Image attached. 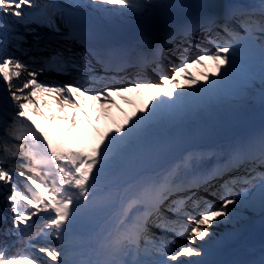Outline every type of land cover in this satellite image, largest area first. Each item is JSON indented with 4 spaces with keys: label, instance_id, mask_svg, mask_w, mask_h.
<instances>
[{
    "label": "snow or ice",
    "instance_id": "snow-or-ice-1",
    "mask_svg": "<svg viewBox=\"0 0 264 264\" xmlns=\"http://www.w3.org/2000/svg\"><path fill=\"white\" fill-rule=\"evenodd\" d=\"M93 3L133 10L143 7L138 0H93ZM57 8L55 3L41 4L37 0H0V79L7 91V96L0 102V131L3 132L0 135V186L9 188L6 200L13 214L15 231H28L42 219L43 226L29 236V242L40 237L62 242L60 247L51 243L31 244L35 255L21 251L9 254L8 246L0 245V264H207L199 258L205 254L202 245L209 243L214 235L211 228L231 223L236 216V206L251 196V189L257 185L260 206L264 210V171H256L257 168L264 169V132L253 141L234 148L230 155V161L237 165H250L243 179L249 188L232 196L234 184L225 181L221 186L225 195L218 204L181 195L191 193L201 181H208L204 176L182 178L179 167L140 176L106 190L99 182L109 161L146 131L161 113L176 109L190 97L212 92L229 78L236 70L235 53L242 39L254 46L258 43L264 58V0L236 4L229 9L227 16L243 30L244 37L226 22L223 30L230 39L217 41L211 51L182 58L179 64L173 65L171 76L160 75L161 82L138 77L131 84L101 89L87 88L79 83L53 85L40 82L35 69L29 71L28 65L6 52L7 17L26 27L31 22H38L59 31L54 19ZM14 39L20 41L23 37ZM93 54L105 62L114 55L108 51ZM158 54L159 49H153L140 59H150L154 63ZM205 60L214 62L213 72H203L199 79L188 72L190 64L202 65ZM47 67L63 72L77 64L74 55L66 57L57 53L47 62ZM44 70L41 67L40 71ZM25 72L27 77L23 84L15 83L14 78L19 80ZM181 80L187 83H180ZM144 90H152L153 94L143 107L137 108L114 128L104 131L89 150L64 147L28 113L30 107L39 108L34 99L38 91L56 93L60 111L67 106L83 111L81 98H85L99 102L107 114L105 105H115V95ZM261 101L264 103V88ZM13 160L21 161V170L5 166ZM17 177L23 178V188L17 183ZM90 207H112L113 211L107 219L109 226L104 230L103 238L96 244V258L91 255L77 258L82 254L73 250L70 237L81 210ZM189 207L195 214L188 210ZM169 214L175 218H169ZM152 226L177 239L150 237ZM248 264H264V254Z\"/></svg>",
    "mask_w": 264,
    "mask_h": 264
},
{
    "label": "rangeland",
    "instance_id": "rangeland-1",
    "mask_svg": "<svg viewBox=\"0 0 264 264\" xmlns=\"http://www.w3.org/2000/svg\"><path fill=\"white\" fill-rule=\"evenodd\" d=\"M67 1L75 4L78 8H85L94 13L98 21L103 24L105 30L113 28L112 31L115 32V41H124L125 44H129L128 60L131 62V65L137 64V67L128 69L122 74L117 75L113 80H103L102 82L96 80L87 81L86 76L88 75L91 65L88 63L84 64L77 60H75L77 67L67 68L63 72L49 70L47 62L57 53L63 52L59 46L60 42L57 44V41L55 40L56 45L53 44L55 48L52 47L51 43H48L49 39L54 37V34L59 31L38 22H31L26 27L23 24L19 25L15 23L13 19L8 20L9 30L6 33V52L9 55L19 58L22 62L28 65L29 71L35 69L38 73L37 76H42V79L53 85H61L63 84L62 82L69 81L68 79L72 76L82 78L81 80L84 82L80 83L87 88L93 89H101L105 86H124L134 83L138 77H143L154 82H161L160 75L167 74L171 76L173 74V65L179 64L182 58H190L201 51H211L214 49L217 41L230 39L227 33L223 30V25L226 22L229 27L235 28L239 34L240 32L241 34L243 33V30L236 25L235 21L227 16L229 9L233 5L238 4L236 2L221 3L219 1L217 2V0H203L201 9H194V11L192 9H186V12H188H185L186 16H183L182 14L184 12L181 11L185 9V6H183L182 3L184 0H179V2L181 1L182 6L178 4V0H138V2L143 5L139 10L120 8L119 6L112 5H97L93 3V0ZM37 2L47 4L44 0H37ZM171 5L173 6L172 8ZM165 7L170 8V10L176 8L177 11L175 10L165 14L162 12ZM179 13L182 17L179 16L180 18H176ZM130 16L134 18V21L130 19ZM60 17L61 14L56 12L54 19L56 27L59 30L61 28ZM123 19H129L130 21L139 23L134 28L130 29V26L122 24ZM196 31H198L199 39L202 41L201 45L198 43V38H195L196 36L193 38L190 37V34ZM124 35L127 37L122 38ZM20 36L23 37V40L18 41L14 39V37ZM145 37L153 39V45H151L150 48L138 43ZM132 43L136 44L133 46ZM157 48L159 49V54L154 63L150 59L147 61H142L140 59L143 54H147L151 50ZM63 55L66 57L68 56L65 52ZM235 55L237 57V66L236 70L230 76L231 79L228 80L231 83L226 81L225 85L222 84L217 86L212 92L190 97L181 104L182 109L185 110L184 112L189 113L190 111H193V114L196 113V118L193 119V123H190L193 114L188 115V118L186 119H189V121L186 124H182V120L179 119L177 122L180 124V129L176 128L174 130V134L176 135L174 136V139L171 141L170 138L168 139L164 136V142L168 141L169 144L165 147L166 151H164V148L155 158V166L149 167L148 169L139 168V173L144 170L152 171L147 172L146 174L142 173V175L145 176L166 170L170 167H179L180 176L182 178H188L189 176L201 174L204 171H210V174H212L211 177L215 176L216 178L209 180L208 184L204 183L202 186L203 189L201 188L202 190L197 187L192 189L191 193H181V195H192L193 199L206 201L210 204L220 203L224 193L221 186L225 181L236 183L231 194L232 196L240 195V189L249 188V185L243 183V179L248 173L250 165H237L230 161V158L229 160H223L225 150L220 144L195 146L187 150L179 159L175 160V157L184 146V140L191 137L196 138V136L201 134V137L205 138L203 135L204 133L210 132L212 128L220 124L221 119L219 115L222 116V118L225 117L224 112L220 114V111H228V109L241 103L240 100H232L227 94L228 89L225 87L230 88V90L238 88L239 86H237V83L241 81L242 76L245 77V75L251 71L256 78V83L253 87H249V89L253 90L259 88L258 82L262 75L261 73L259 74V72L263 68L260 48L251 50V44L246 39H242L237 47ZM41 67H44L45 70L40 71ZM213 71L214 62L211 60H205L202 65L190 64L188 68V72L198 79L203 72ZM26 77L27 72L24 73V76L20 78L18 83L22 85ZM180 83L186 84L187 81L181 80ZM1 84L2 83L0 82V85ZM0 93L4 94V100L7 96L6 88L1 89ZM48 93L49 92L38 91L37 95H55L51 93L48 95ZM152 94V90H144L140 92L132 91L115 95V105L110 103L105 105L107 114L101 109L99 102L85 98H81V100L83 104L86 105L88 109L87 112L70 106L65 107L64 111H60L56 96L52 98V100L47 101L46 105L45 103L43 105V102L39 101V108L30 107L28 113L42 128L44 127L46 117H55L58 122L62 124V132L68 134H59V138L55 137L58 142H61L62 139L67 145V148H83L89 150L94 145L93 143H96L99 140L100 135L104 131L108 128H114L117 123L123 122L127 116L131 115L137 108L143 107ZM34 99L36 101L37 96ZM189 103H191L192 108L188 106ZM73 113H75V116H73ZM85 113L87 115H85ZM173 113L174 110H170L168 113H161L155 122H153L152 125L140 135H156L163 124L164 129L167 128L169 131V129L173 127L169 122L171 123L175 121L176 115ZM170 114L173 116H170L168 122L166 116ZM210 116L213 117L211 123L207 122L210 121ZM239 117L242 118L243 113H241ZM95 118H98L102 130L94 126L92 121ZM73 120H75V127H73ZM40 122L43 123L40 125ZM261 132H264V127L256 129L247 141H253L259 137ZM0 135H3L2 131H0ZM151 143L153 144L150 145L151 148L155 146L158 147L161 144V140L158 141L155 139L154 141H151ZM178 145H180L179 148H177ZM132 151L133 150H130V153ZM141 154L142 152L140 150L136 151L135 149L132 153V158L131 155L129 156L131 160L138 162L136 156ZM118 155L120 157L117 166L123 162L125 176L123 173L118 179H116L113 186H121L126 181L127 176L132 177L131 171H126L127 161L125 159H123V161L121 160L125 155L122 151ZM228 162L230 169L226 172L227 176L223 177L222 173H217V171L222 169ZM20 164V160H13L5 166H10L12 168L15 167L16 169L21 170ZM162 166H164V168L157 170L158 167L160 168ZM117 170L118 172L122 171L121 169ZM256 171H264V169L257 168ZM104 175L105 174L102 173L101 176ZM105 180L106 179H103V181ZM236 181H239V183ZM251 191L252 195L242 204L236 206V216L231 222L233 226L227 227L226 223H221L219 225L220 232L218 233V237H222L223 234H242L247 235V238H250L248 249H246L242 255L238 256V264L240 263V260L243 261V264H248V262L256 260L264 254V210H262L260 206L259 186L257 185V187L251 189ZM8 192V187L0 186V240H2V245L8 246L7 251L9 254L21 251L30 252L35 255L30 246L32 243L40 245L51 243L54 247H60L62 245L61 241L58 239L49 240L46 237L33 239L29 242V236L34 235L36 229L43 226V223L37 224L38 220L36 221V227L32 228V230L29 229L31 230L30 232H28V230L21 233L13 229V214L11 213L6 200ZM112 211V207H90L81 210L76 219L72 236L70 237L73 250L82 254V256L77 258H87L89 255H91V258L93 259L96 258L94 254L96 244L103 238L104 230L109 226L107 224V219ZM193 212L195 214V211ZM169 218L174 219L175 217H172L171 214H169ZM149 236L163 240H171L172 237L175 238L171 233L164 234V232L156 227L149 228ZM14 241L19 242L17 243Z\"/></svg>",
    "mask_w": 264,
    "mask_h": 264
},
{
    "label": "bare ground",
    "instance_id": "bare-ground-1",
    "mask_svg": "<svg viewBox=\"0 0 264 264\" xmlns=\"http://www.w3.org/2000/svg\"><path fill=\"white\" fill-rule=\"evenodd\" d=\"M6 19H12V17H7ZM82 21H85L90 27V24L96 25V27L99 26L98 22L95 20H91V17L89 18H83ZM89 27V28H90ZM99 29V28H96ZM117 44V43H115ZM144 44H150V40L145 39ZM116 52V51H115ZM38 81H41L39 77H37ZM20 80V79H19ZM19 80H15L14 82L18 83ZM71 82L77 83L78 81L74 80V78L71 79ZM42 82H47V81H42ZM50 93H48L49 95ZM56 96V95H54ZM53 95H37V103L41 100H43V103L45 105L47 104V101L52 100L54 98ZM18 183V181H17ZM19 184V183H18ZM22 188V186H20ZM216 204V203H215ZM203 206V205H202ZM220 225V224H219ZM215 225L211 228V231L214 233L211 241L207 244H203L202 246L204 247L205 250H208V254L204 251V255L201 258V260L207 262V264H232L231 261L233 262V258L235 255L239 252H243V247L247 245L249 242V239L247 238V235H242V234H229L225 235L223 234L222 237H218V233L220 232V226ZM227 227H232V223H226ZM171 247V245H169ZM225 256H228L225 258ZM159 258V257H157ZM222 262V263H220Z\"/></svg>",
    "mask_w": 264,
    "mask_h": 264
},
{
    "label": "trees",
    "instance_id": "trees-1",
    "mask_svg": "<svg viewBox=\"0 0 264 264\" xmlns=\"http://www.w3.org/2000/svg\"><path fill=\"white\" fill-rule=\"evenodd\" d=\"M248 3H256L257 0H242ZM250 82V80H249ZM252 83V82H251ZM262 86L255 92H253V98L245 97L243 94L241 96L235 95V94H229L230 98L232 100H240L241 103H238L233 108L228 109V111H220V114L224 112L225 116L227 114L229 115H235L238 117V120L242 122V124H246L248 127H253L257 123L264 122V103L261 101V92L262 88H264V74L261 78ZM222 110V109H221ZM243 113V117L240 118L239 115ZM219 117H222L219 115ZM226 128L232 127L231 124L224 122L223 123ZM244 126H238L232 129L227 130L226 137L234 136L237 132L240 130H243ZM222 136L217 135L215 141L221 140ZM108 172H110V169H107Z\"/></svg>",
    "mask_w": 264,
    "mask_h": 264
}]
</instances>
